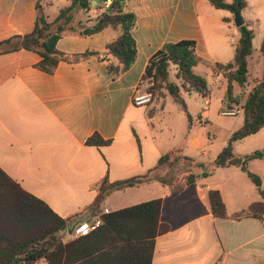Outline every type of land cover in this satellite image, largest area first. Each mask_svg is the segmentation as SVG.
<instances>
[{
	"label": "crops",
	"instance_id": "obj_1",
	"mask_svg": "<svg viewBox=\"0 0 264 264\" xmlns=\"http://www.w3.org/2000/svg\"><path fill=\"white\" fill-rule=\"evenodd\" d=\"M224 1L231 4L234 0ZM37 2L0 0V42L33 31ZM61 2L64 6L53 10ZM43 4L49 22L71 5L69 0H46ZM96 7L88 15L81 12L78 20L92 27L102 13ZM126 7L138 16L133 33L138 57L121 77H114L96 58L62 62L55 74H48L36 68L41 57L34 52L0 55V167L62 218L92 205L96 186L103 179L115 183L149 173L147 181L114 191L102 211L162 200L161 223L170 230L156 237L152 264H264V216L240 220L216 217L209 199L210 191H220L230 216L263 200L240 167L215 165L236 130L219 126L221 131L207 139L206 125L212 123L209 108L196 110L186 102L193 119L190 124L181 105V109L165 105L170 96L167 92L149 106L133 104L150 58L167 44L188 40L196 42L197 55L203 60L196 73L215 78L219 88L226 89L224 106L235 104L240 110L235 117L244 116L241 107L252 85L264 77V0H248L242 11L243 22L255 31V38L249 60L252 77L246 88L235 85L237 103L229 101L227 81L208 64L233 61L240 39L234 13L216 9L209 0H132ZM119 35L112 28L93 35H68L58 41L57 48L69 55L104 51ZM259 66L261 70L256 71ZM175 75L173 66L171 81ZM182 116L187 119L178 132L175 119ZM243 124L244 117L241 127ZM95 133L111 144L89 146L87 141ZM260 150H264V128L234 146L237 157ZM174 151L193 160L186 166L188 175L196 178L182 189L170 187L174 185L170 165L158 167L159 160ZM249 170L262 178L264 190V158L250 162ZM97 218L88 212L78 220Z\"/></svg>",
	"mask_w": 264,
	"mask_h": 264
},
{
	"label": "trees",
	"instance_id": "obj_2",
	"mask_svg": "<svg viewBox=\"0 0 264 264\" xmlns=\"http://www.w3.org/2000/svg\"><path fill=\"white\" fill-rule=\"evenodd\" d=\"M94 0H71V5L62 9L53 22L45 14L44 2L38 0L37 19L33 31L23 36H14L0 42V55L27 50L40 55L36 68L48 74H55L62 62L76 63L96 58L114 75L121 77L136 62L138 47L134 38L137 28V14L127 10L132 0H105L96 8L102 13L94 19L92 27L78 20L81 12L88 15ZM216 8L232 13L242 12L248 0H209ZM108 3H110L108 5ZM109 9L111 11L109 12ZM78 27V28H77ZM100 33L109 28L117 30V39L107 43L104 51L88 50L82 54L69 55L58 50V41L68 35L85 36ZM240 39L235 48V57L227 64L208 63L213 73L222 75L227 81L228 99L237 103L235 85L246 88L251 75L250 58L253 55L255 31L243 24L239 27ZM264 59V41L261 46ZM195 41H181L165 45L152 58L143 78H154V101L165 97L166 92L182 106L187 113L189 123L193 119L188 111L184 94L198 92L204 98L211 91L205 77L196 73L200 62ZM264 61V60H263ZM175 67V81H171V67ZM244 124L232 136L228 145L219 154L215 162L217 167L237 166L248 174L263 200L253 203L248 209L233 216L227 209L220 191L209 192L213 214L220 218L264 216V190L262 178L249 170L250 162L264 158V150L256 151L244 157H237L235 143L259 133L264 128V77L257 81L249 91L244 105ZM89 146H108L111 141L94 134L87 141ZM180 151L163 156L158 167L165 164L174 167L181 160L192 164L193 160L182 157ZM150 178V174L134 177L125 181L110 183L103 179L96 186L95 202L84 211L69 218H62L43 200L25 191L0 167V264H152L156 237L170 230V226L161 223L162 200L156 199L114 212L105 213L102 206L107 198L118 190L135 187ZM196 176L190 174L186 179L171 185L173 189H182L193 182ZM92 212L102 221L100 227L90 235L64 241V231L85 213Z\"/></svg>",
	"mask_w": 264,
	"mask_h": 264
},
{
	"label": "rangeland",
	"instance_id": "obj_3",
	"mask_svg": "<svg viewBox=\"0 0 264 264\" xmlns=\"http://www.w3.org/2000/svg\"><path fill=\"white\" fill-rule=\"evenodd\" d=\"M69 1L71 3V0ZM63 4L65 3L61 2V3L55 4V7L53 8V10H58L59 8L63 7L64 6ZM260 67L261 66H259L255 70L256 71L257 69L261 70ZM205 78L208 81L212 89V94L207 98L210 101V105L206 106L204 98L200 96L198 93H193L192 97H190L189 95H186V100H187L186 102L187 103L189 102L190 105L196 110L202 109L203 107L209 108V116L211 118L212 123H209L208 125H206L207 128L205 130V133H206L207 139L211 138L213 134H216L217 132L221 131L219 130V126H221L223 129L231 128L229 130L233 129L237 131L243 123L244 116L243 115H239L238 117L221 116L220 110L224 106V100L226 97V89L224 87L220 89L218 85V81L215 78H213L211 75H208ZM165 105L167 107H176L177 109H181V107L178 104H176L170 96H168V100ZM186 119L187 118H185V116H182L181 119H178V117H176L175 123L177 125L176 130L178 132H180V129L184 127V123H186ZM211 124H215V125L212 126ZM209 134L211 137H209ZM183 165L188 166L189 164H186L181 160L179 163H176L174 167H171L172 174L174 177L171 176L170 178L172 182H174V184L184 181L188 175V169H187L188 167L187 166L185 167Z\"/></svg>",
	"mask_w": 264,
	"mask_h": 264
},
{
	"label": "built area",
	"instance_id": "obj_4",
	"mask_svg": "<svg viewBox=\"0 0 264 264\" xmlns=\"http://www.w3.org/2000/svg\"><path fill=\"white\" fill-rule=\"evenodd\" d=\"M154 78H143L140 86L133 98V104L136 107H146L151 105L154 102ZM206 105L209 104L208 99L205 100ZM240 110L235 104H226L223 110H221L222 116L225 117H235L239 114ZM102 221L100 219H91V220H77L74 222L68 229L64 231L65 239L64 241H70L79 237L92 234L96 231Z\"/></svg>",
	"mask_w": 264,
	"mask_h": 264
},
{
	"label": "water",
	"instance_id": "obj_5",
	"mask_svg": "<svg viewBox=\"0 0 264 264\" xmlns=\"http://www.w3.org/2000/svg\"><path fill=\"white\" fill-rule=\"evenodd\" d=\"M104 1L105 0H94L92 2V6L96 7V5L102 4ZM110 11H111V9H109V12ZM235 22H236L238 27H240V26H242L244 24L243 17H242V12L235 13ZM84 34L87 35L88 34V30H85Z\"/></svg>",
	"mask_w": 264,
	"mask_h": 264
}]
</instances>
